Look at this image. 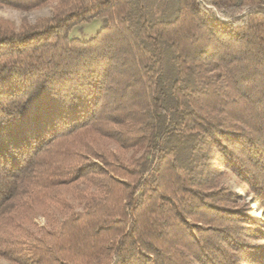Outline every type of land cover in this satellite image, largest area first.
<instances>
[{"label":"trees","instance_id":"obj_1","mask_svg":"<svg viewBox=\"0 0 264 264\" xmlns=\"http://www.w3.org/2000/svg\"><path fill=\"white\" fill-rule=\"evenodd\" d=\"M173 1L154 19L146 0H57L19 30L0 18V257L264 264V0ZM94 18L96 35L70 37ZM104 139L142 152L127 161ZM225 170L262 217L220 184ZM80 180L97 192L75 188L77 211L60 188ZM50 207L69 211L56 228L18 234Z\"/></svg>","mask_w":264,"mask_h":264},{"label":"rangeland","instance_id":"obj_2","mask_svg":"<svg viewBox=\"0 0 264 264\" xmlns=\"http://www.w3.org/2000/svg\"><path fill=\"white\" fill-rule=\"evenodd\" d=\"M57 6V0H50L46 4L36 7L30 10H20L6 5H0V18L7 19L12 22L16 30H19L25 24H33L37 20L50 16ZM146 7L148 10L149 17L159 18L167 17L171 14L174 8L173 0H146ZM105 23L103 18H94L89 22L81 23L74 26L70 32V37L78 38L80 40H87L88 38L97 34L100 28ZM164 62L166 64L171 63L170 52L165 48ZM102 146L107 149L120 154L127 161L137 157L142 152L141 149H127L123 150L119 145L112 139H104ZM220 184L228 187L235 191L239 195L240 203L248 205L249 210L252 214L261 216V208L255 201L253 194L251 193L247 184L240 180L231 170H225L221 179ZM90 190L97 192V189L88 180H80L75 185L63 186L60 188V192L65 196L67 201L71 205V209L80 211L82 210L83 203L76 197L73 190ZM69 211H61L55 207L47 209H35L30 212L27 218L21 223L18 234L27 239H32L34 236L41 233L42 228H56L62 219L67 215ZM264 228V220L263 227ZM260 243H264L259 241ZM0 264H15L2 257H0Z\"/></svg>","mask_w":264,"mask_h":264}]
</instances>
